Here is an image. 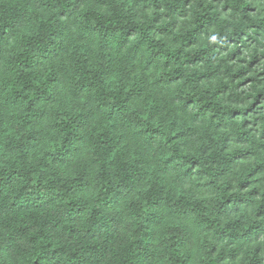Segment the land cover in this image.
Listing matches in <instances>:
<instances>
[{
  "label": "clouds",
  "instance_id": "clouds-1",
  "mask_svg": "<svg viewBox=\"0 0 264 264\" xmlns=\"http://www.w3.org/2000/svg\"><path fill=\"white\" fill-rule=\"evenodd\" d=\"M0 264H264V0H0Z\"/></svg>",
  "mask_w": 264,
  "mask_h": 264
}]
</instances>
